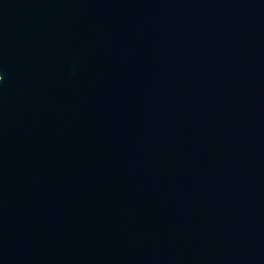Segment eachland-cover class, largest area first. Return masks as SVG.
<instances>
[{"label":"water","instance_id":"obj_1","mask_svg":"<svg viewBox=\"0 0 264 264\" xmlns=\"http://www.w3.org/2000/svg\"><path fill=\"white\" fill-rule=\"evenodd\" d=\"M0 264H264V0H0Z\"/></svg>","mask_w":264,"mask_h":264}]
</instances>
